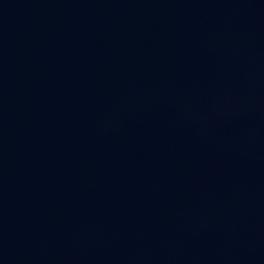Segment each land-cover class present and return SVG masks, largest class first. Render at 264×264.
Masks as SVG:
<instances>
[{"label": "water", "instance_id": "obj_1", "mask_svg": "<svg viewBox=\"0 0 264 264\" xmlns=\"http://www.w3.org/2000/svg\"><path fill=\"white\" fill-rule=\"evenodd\" d=\"M0 264H264V0H0Z\"/></svg>", "mask_w": 264, "mask_h": 264}]
</instances>
